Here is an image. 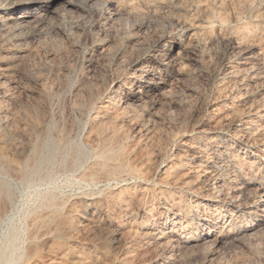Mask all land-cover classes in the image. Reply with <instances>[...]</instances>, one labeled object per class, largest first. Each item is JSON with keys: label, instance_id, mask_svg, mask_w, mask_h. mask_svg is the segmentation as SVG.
<instances>
[{"label": "rangeland", "instance_id": "374dc122", "mask_svg": "<svg viewBox=\"0 0 264 264\" xmlns=\"http://www.w3.org/2000/svg\"><path fill=\"white\" fill-rule=\"evenodd\" d=\"M20 1L0 264H264V0Z\"/></svg>", "mask_w": 264, "mask_h": 264}, {"label": "bare ground", "instance_id": "6f19581e", "mask_svg": "<svg viewBox=\"0 0 264 264\" xmlns=\"http://www.w3.org/2000/svg\"><path fill=\"white\" fill-rule=\"evenodd\" d=\"M40 0H21L20 2H25L26 4H28V7L34 6V5H38ZM54 1V0H53ZM33 16V11L32 9H30L29 11H21L19 16L17 17L19 20L24 21L27 18L29 19V17ZM27 21V20H26ZM167 44L166 47L164 48V53L167 51ZM165 55V54H164ZM132 87H129L128 90H130ZM127 90V89H126ZM128 91L121 90V89H117V94L115 96L112 97V99L109 101V103L107 104L106 108H113L115 110L120 109L121 106L126 103V101L129 98V95L127 94ZM42 133L37 137V140L33 143V151H37L41 146L42 143ZM106 172L111 173L112 171H114L113 169H109V168H105ZM3 194L5 195V192H3ZM3 196V195H2Z\"/></svg>", "mask_w": 264, "mask_h": 264}]
</instances>
